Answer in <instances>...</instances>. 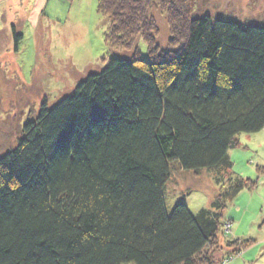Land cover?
<instances>
[{
  "label": "trees",
  "instance_id": "trees-1",
  "mask_svg": "<svg viewBox=\"0 0 264 264\" xmlns=\"http://www.w3.org/2000/svg\"><path fill=\"white\" fill-rule=\"evenodd\" d=\"M153 2L99 0L106 43L130 50L142 37L150 59H110L0 156V264H216L252 242L218 238L227 202L253 186L229 172V151L264 128V24L160 0L165 51ZM175 165L229 173V184L209 208L169 212Z\"/></svg>",
  "mask_w": 264,
  "mask_h": 264
},
{
  "label": "rangeland",
  "instance_id": "rangeland-1",
  "mask_svg": "<svg viewBox=\"0 0 264 264\" xmlns=\"http://www.w3.org/2000/svg\"><path fill=\"white\" fill-rule=\"evenodd\" d=\"M194 17L209 15L239 23L264 24V0H188ZM99 0H51L40 11L26 17L20 12L9 22L0 21V156L17 146L25 124L35 120L42 106H55L72 93L90 73L103 70L114 57L131 59L138 50L150 59L146 42L139 37L133 49L110 47L105 34L110 19L98 11ZM160 0L148 14L159 27L157 40L165 51L170 47V24ZM39 14V15H38ZM39 16V17H38ZM38 17V18H37ZM28 21L27 24L25 22ZM21 34L20 38L16 35ZM240 145L229 151L232 176L248 179L252 187L227 202L223 212L219 245L228 239H253L246 254H226L228 264H264V128L238 135ZM229 173L220 170H183L174 166L166 187L170 212L184 203L193 214L211 203L229 184ZM229 227V232L227 231ZM221 251L217 252L220 256ZM223 262V258L216 264Z\"/></svg>",
  "mask_w": 264,
  "mask_h": 264
},
{
  "label": "crops",
  "instance_id": "crops-1",
  "mask_svg": "<svg viewBox=\"0 0 264 264\" xmlns=\"http://www.w3.org/2000/svg\"><path fill=\"white\" fill-rule=\"evenodd\" d=\"M50 1L51 0H0V21L2 19H3V21L5 20L3 18V15L6 14V16L8 17L7 19L12 24L11 19H15L18 12H20L22 14V16H24L23 17V19H24L26 17L27 11H29L32 14L35 12V10H36V12H38V10L40 11L42 5L48 6ZM27 23H28V21L25 22V24H27ZM241 240H243V239H241ZM263 241H264V239H263ZM254 244H255V240L252 239V242H250L248 247L243 249V251L240 253V256L241 255L243 256L244 254H246L245 250H247L248 248H250Z\"/></svg>",
  "mask_w": 264,
  "mask_h": 264
},
{
  "label": "built area",
  "instance_id": "built-area-1",
  "mask_svg": "<svg viewBox=\"0 0 264 264\" xmlns=\"http://www.w3.org/2000/svg\"><path fill=\"white\" fill-rule=\"evenodd\" d=\"M229 227L227 226V231L226 232H229ZM228 262L227 258L226 259H223V262L220 263V264H226Z\"/></svg>",
  "mask_w": 264,
  "mask_h": 264
}]
</instances>
